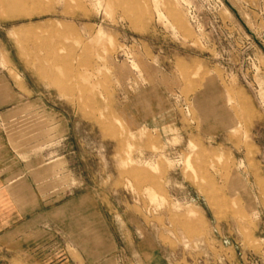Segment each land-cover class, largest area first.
<instances>
[{"label": "rangeland", "instance_id": "obj_1", "mask_svg": "<svg viewBox=\"0 0 264 264\" xmlns=\"http://www.w3.org/2000/svg\"><path fill=\"white\" fill-rule=\"evenodd\" d=\"M10 60L79 264H264V0H0Z\"/></svg>", "mask_w": 264, "mask_h": 264}, {"label": "crops", "instance_id": "obj_2", "mask_svg": "<svg viewBox=\"0 0 264 264\" xmlns=\"http://www.w3.org/2000/svg\"><path fill=\"white\" fill-rule=\"evenodd\" d=\"M9 64L0 61V264H79L64 246L68 240L53 235L52 207L85 204L68 200L69 189L54 192L45 184L41 191L34 175L38 154L31 142L16 139L11 123L16 110L35 100L36 90L26 78L16 80L9 71L16 66Z\"/></svg>", "mask_w": 264, "mask_h": 264}, {"label": "bare ground", "instance_id": "obj_3", "mask_svg": "<svg viewBox=\"0 0 264 264\" xmlns=\"http://www.w3.org/2000/svg\"><path fill=\"white\" fill-rule=\"evenodd\" d=\"M139 173V172H138Z\"/></svg>", "mask_w": 264, "mask_h": 264}]
</instances>
